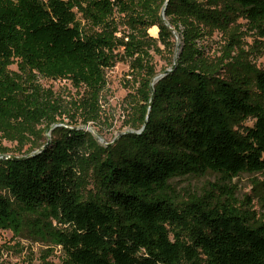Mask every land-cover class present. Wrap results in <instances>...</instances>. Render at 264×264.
Segmentation results:
<instances>
[{"label":"trees","instance_id":"1","mask_svg":"<svg viewBox=\"0 0 264 264\" xmlns=\"http://www.w3.org/2000/svg\"><path fill=\"white\" fill-rule=\"evenodd\" d=\"M164 1L0 0V129L29 145L0 147V229L59 248L60 264H264V220L230 184L264 174V70L231 56L234 44L217 60L201 44L235 11L264 37V0H168L167 23ZM116 13L129 31L118 35ZM170 27L181 51L152 96L150 50L168 49L172 65ZM123 60L142 77L134 131L103 145L54 126L97 120L105 71ZM40 77L85 89L73 114ZM208 174L215 181L179 200L174 179Z\"/></svg>","mask_w":264,"mask_h":264},{"label":"rangeland","instance_id":"2","mask_svg":"<svg viewBox=\"0 0 264 264\" xmlns=\"http://www.w3.org/2000/svg\"><path fill=\"white\" fill-rule=\"evenodd\" d=\"M151 1L154 0H149V2ZM139 9L136 10L139 11ZM230 18L231 21L228 26L210 28L202 39L201 44L205 47L209 60L224 58L227 53H230L228 48L234 44L231 56H234L243 64H249L251 67L264 70V37L259 35L252 27L243 11H235L230 15ZM114 20L117 23L118 35L124 31H129L128 25L124 21L125 15L116 13ZM149 34L155 36L150 33V30ZM173 35L175 40L174 50H176L179 37L177 38L178 34ZM158 47V50H150L156 75L169 67V61L172 58L168 49L159 44ZM105 76L106 85L96 103L98 107L97 120L84 123L80 116H77L74 120L62 116L54 126L82 128L90 132L103 145L115 141L124 133L134 131L126 123L130 117V104L139 99L142 77L138 73H132L127 60L118 61L113 67L106 69ZM38 80L44 88L50 89L58 98L61 109L69 110L71 113L73 110H71L72 106L69 102L72 104L78 96L85 94V89L79 90L66 80L46 77H40ZM63 114L65 115V113ZM252 122V119H248L244 124L252 125ZM53 128L45 129L43 133L44 141L50 139ZM22 144V141L9 138L0 129V147L7 149L8 154H18L17 149L22 147ZM28 146L23 145L21 152H24ZM215 179L216 176L212 174L186 176L174 179L173 185L179 192V200L186 201L188 193L199 191L208 181L213 182ZM262 179H264V174L243 173L232 178L230 182V184L236 186V196L239 201H243L244 196L250 198L251 208L256 213L257 222L264 220ZM51 250L49 243L35 239L28 232L24 231L17 235L10 230L0 229V264H60L61 251L59 248L54 249L52 252Z\"/></svg>","mask_w":264,"mask_h":264},{"label":"water","instance_id":"3","mask_svg":"<svg viewBox=\"0 0 264 264\" xmlns=\"http://www.w3.org/2000/svg\"><path fill=\"white\" fill-rule=\"evenodd\" d=\"M168 0H165L164 3H163V6H162V10H161V18L164 20L165 23H167V20L165 19V16H164V9H165V6L167 4ZM173 34H177V32L175 31V29L173 27H170ZM178 38V36H177ZM178 46V45H177ZM181 49L178 50V47L176 48L174 54H173V63L172 65L169 67V68H166L165 70H163L162 72H160L159 74L155 75L151 82H150V86H151V94L153 96V83L155 82V80H157L159 77L167 74L168 72H170L174 67H175V63H176V58H177V55L180 53ZM152 96H151V99H152ZM151 99H150V102H151ZM50 139L44 144L41 146L40 149L44 148L48 143H49ZM112 142H109V143H106L107 144H110ZM39 149V150H40ZM12 158H23V157H26V156H11Z\"/></svg>","mask_w":264,"mask_h":264}]
</instances>
